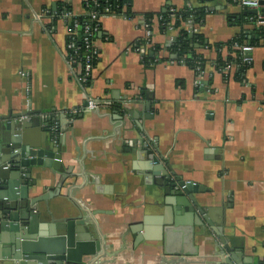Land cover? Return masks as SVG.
Masks as SVG:
<instances>
[{
  "label": "crops",
  "instance_id": "1",
  "mask_svg": "<svg viewBox=\"0 0 264 264\" xmlns=\"http://www.w3.org/2000/svg\"><path fill=\"white\" fill-rule=\"evenodd\" d=\"M85 1L0 0V116L21 113L23 139L62 146L67 176L32 167L28 198L55 195L23 211L20 225L80 218V233L102 247L83 264H220L221 238L244 264H264V44L250 45L240 81L234 64L216 65L235 38L258 42L264 22L245 16L239 0H124L118 15L98 20L83 90L81 67L67 64L70 24L52 14L65 5L81 17ZM171 10L203 14L179 25L203 38L197 76L168 52L178 29L162 31L159 19ZM88 98L110 107L89 112ZM151 156L168 178L153 174ZM179 181L195 187L212 226L198 212L182 215L179 188L166 191ZM12 235L0 227V264Z\"/></svg>",
  "mask_w": 264,
  "mask_h": 264
},
{
  "label": "water",
  "instance_id": "2",
  "mask_svg": "<svg viewBox=\"0 0 264 264\" xmlns=\"http://www.w3.org/2000/svg\"><path fill=\"white\" fill-rule=\"evenodd\" d=\"M131 3V0H128ZM264 1L260 2V8L248 9L245 15L260 16L264 22ZM250 57V54L248 55ZM149 104L146 108L149 110ZM22 114L8 112L0 116V180L3 181V189L0 191V227H7L13 232L12 238L7 241V252L3 254L6 259L4 264H83L84 257L99 258L102 250L99 242L91 240L80 233L77 227L80 218H70L62 222H52L49 225L41 224L37 229L26 223L20 225L23 211L31 210L37 203L47 201L54 197L52 191L45 192L32 199L28 198V184L25 182L32 167H51L53 170L63 174L66 178V170L61 164V153L63 147L55 148L53 144L42 143L33 145L30 141L23 139L21 130L26 128V123L19 120ZM51 126L49 120L45 121ZM44 123V122H43ZM49 130V129H47ZM61 140V138H60ZM153 174L168 178V173L163 166L154 158ZM169 168V167H168ZM179 188L177 200L180 212L185 217H190L198 212L203 222L211 225L204 210L199 207L191 196L192 184L179 181L177 184L169 183L166 191L171 188ZM186 198L193 205L188 204ZM199 221V226L203 225ZM190 225V223H187ZM197 224V223H195ZM190 225L191 227L195 226ZM164 233L174 231L178 225L166 226ZM223 245L222 255L225 258L220 264H244L241 254L232 250L221 238Z\"/></svg>",
  "mask_w": 264,
  "mask_h": 264
},
{
  "label": "trees",
  "instance_id": "3",
  "mask_svg": "<svg viewBox=\"0 0 264 264\" xmlns=\"http://www.w3.org/2000/svg\"><path fill=\"white\" fill-rule=\"evenodd\" d=\"M87 2L84 4L85 12L93 11L92 4L89 1ZM98 4H100L101 7H105L109 5L117 13L121 12V8H123V5H125L124 0H98ZM65 10L70 11V8L65 5H60L54 11L55 12L54 15L58 16ZM97 11L100 12L99 8L97 9ZM202 16L203 14L201 11L185 10L182 12H167L163 14L159 19V26L161 27L162 31L165 30L168 26L174 29H178L177 35L175 36L174 40L171 42V44L168 47V52L170 53V55H174L177 61H180L185 66L193 70L196 76L199 75L200 73L199 70L201 69L203 70L204 60L202 56L197 53L195 44L202 47L203 38L201 35L198 34L191 35L184 30H179V25L181 22H185L186 20L189 19L199 22ZM245 16H248L252 19H254L255 17L253 15H248V14H246ZM76 19L78 20L80 26L83 24L94 26L96 24L95 21H89V18L87 16H81ZM95 36L96 33L92 36L91 40H94ZM83 37L84 34L82 32V28L80 27L78 28L76 37L73 41L75 44L76 51L68 52L73 56V58L75 57L74 58L76 60L75 67L80 66L81 68L85 57V49H84V44L82 42ZM258 44H264V36H261V39L258 42L249 43V45H258ZM242 45H244V39L242 37L235 38L234 40L226 43L223 47L227 51L225 59L219 56V58L216 61V65L218 68L225 67L227 64H234L236 68L234 73V79H236L237 81H240L242 76L244 77L245 71L248 69V65H242L241 63L242 57L240 52V46ZM218 48L222 49V47L220 46H218ZM89 81L90 79H88L87 86L89 84Z\"/></svg>",
  "mask_w": 264,
  "mask_h": 264
},
{
  "label": "built area",
  "instance_id": "4",
  "mask_svg": "<svg viewBox=\"0 0 264 264\" xmlns=\"http://www.w3.org/2000/svg\"><path fill=\"white\" fill-rule=\"evenodd\" d=\"M87 1H89L92 4L93 11L85 12L83 16H87L89 18V21H95L96 24L94 26H89L87 24H83L80 26L78 20L76 19L78 17H74L70 11L65 10L58 16L52 14L53 17L66 20L70 24V34L68 36V40L66 43V51H67L66 58H67V64L69 65V67H72L76 64V60L74 59L75 57L73 58V56L69 54L68 52L76 51L75 44L73 41L76 37L78 28L80 27L82 28V32L84 34L82 42L84 44L85 57H84V62L82 63L81 74L78 78V83H79V86L83 90L87 86L88 79H90V76H91L94 61L97 58V50L94 47V41L91 40V38L98 31V24H99L98 20L104 16L118 15L116 14L117 12H115L109 5L105 7H101L100 4H98V0H87ZM87 1H85V3ZM261 1L263 0H239V4L242 7L247 8V9H258L260 8ZM98 8L100 12L97 11ZM171 12H173V10H171ZM47 13L49 12L47 11ZM256 19L261 22L260 16H256ZM137 50L140 52H143L142 48L137 47ZM252 50H253V47L250 45L240 46L242 65H248L250 63V58L248 57V55L251 53ZM232 65L233 64H227L224 67V71L228 72L231 69ZM196 84L198 85L199 82L196 81ZM109 107L110 106H109L108 101L97 100V99H92V98L87 99L86 109L89 112H100L105 109H108Z\"/></svg>",
  "mask_w": 264,
  "mask_h": 264
}]
</instances>
